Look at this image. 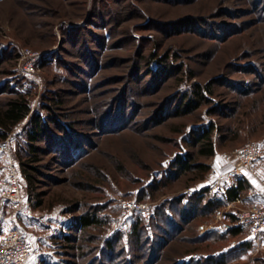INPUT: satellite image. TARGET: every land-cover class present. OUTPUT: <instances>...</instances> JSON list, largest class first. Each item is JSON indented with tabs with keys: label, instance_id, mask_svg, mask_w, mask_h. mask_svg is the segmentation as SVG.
<instances>
[{
	"label": "rangeland",
	"instance_id": "374dc122",
	"mask_svg": "<svg viewBox=\"0 0 264 264\" xmlns=\"http://www.w3.org/2000/svg\"><path fill=\"white\" fill-rule=\"evenodd\" d=\"M19 94L30 113L0 127V175L15 164L22 202L0 196V232L31 240L25 264H264V232H202L209 196L247 181L234 151L264 145V0H0V112ZM34 118L47 131L32 150ZM213 126L215 154L198 156ZM181 154L209 170L175 171ZM253 169L238 207L262 203L264 155Z\"/></svg>",
	"mask_w": 264,
	"mask_h": 264
},
{
	"label": "built area",
	"instance_id": "2783aa9c",
	"mask_svg": "<svg viewBox=\"0 0 264 264\" xmlns=\"http://www.w3.org/2000/svg\"><path fill=\"white\" fill-rule=\"evenodd\" d=\"M9 144L0 142V153H7ZM264 155V145L257 141L248 142L234 151V163L231 173L241 175L249 181L248 170L253 176H259L254 170V163ZM0 175V196L13 207H18L22 202V190L19 181L18 169L13 163L6 165ZM225 180V175L220 176ZM250 182V181H249ZM264 186V180H261ZM250 195L262 196L261 204L248 208L238 207L242 203L241 195L233 199H221L222 206L217 208V220L213 224L203 226L202 232H216L230 234L234 229H246L252 237H258L264 232V192L251 188ZM237 206V209H235ZM122 210L137 211L147 216L149 204L135 201H123ZM34 253V245L25 233L18 227H13L0 234V264H25Z\"/></svg>",
	"mask_w": 264,
	"mask_h": 264
},
{
	"label": "trees",
	"instance_id": "16d2710c",
	"mask_svg": "<svg viewBox=\"0 0 264 264\" xmlns=\"http://www.w3.org/2000/svg\"><path fill=\"white\" fill-rule=\"evenodd\" d=\"M197 96L199 98H203V94L198 89ZM190 97V96H188ZM191 99V98H189ZM196 102V101H195ZM199 103V102H198ZM192 104V100H189V103L185 105V110H177L176 116L185 115L187 112L186 110L190 107ZM189 108V109H190ZM182 109V108H179ZM188 109V110H189ZM189 112V111H188ZM30 113V107L28 106V103L26 102V99L24 97H20V94L14 98L9 99L6 104L3 112H0V127L7 128L10 127V125H14L18 122H20L22 119H24L28 114ZM35 121V127L27 132L28 142L30 144V148L32 150H35L36 147L34 143L40 139V137L45 133L47 130L45 126H42L41 123L37 119L34 118ZM214 130L213 127L207 128V130H204L200 136L198 137L197 142L199 143V149H198V156H213L215 154V145L214 140L212 138V132ZM7 133V132H6ZM3 138H6V134H3ZM173 169L175 171H178L179 173H187L190 171H200L202 172V176L209 170V165L204 163H193L190 160H188L187 155H182L177 158V161L175 165H173ZM162 183V182H161ZM165 185V184H164ZM248 188V182L244 179H237L236 183L228 187L223 195H225L228 199H233L236 196L241 195L242 192H244ZM208 189L202 191V192H195V194L192 195V199L194 204H192V208L188 207L187 205H183L181 208L183 217H186L187 215H191L192 212H194L197 208L200 209L199 206L203 203L204 195L208 193ZM221 198V197H219ZM219 198H213L212 196H209L207 202H204L203 209L208 208V210H211L212 212L216 211L217 208H219L222 205V201ZM199 205V206H198ZM203 205V204H202ZM163 214H166L165 212H162ZM193 215V214H192ZM192 217H195L193 215ZM188 220V219H187ZM99 222V219L96 217V213H90L87 215H81L79 218V225L83 230H87L96 223ZM240 229H234L230 234L237 235L239 233ZM3 232V231H2ZM0 232V234L2 233ZM66 238L69 240L70 237L66 236ZM29 239V238H28ZM30 240V239H29ZM31 241V240H30ZM111 247L114 246L113 241L108 242ZM35 251V250H34ZM34 254V253H33ZM32 254V255H33Z\"/></svg>",
	"mask_w": 264,
	"mask_h": 264
},
{
	"label": "crops",
	"instance_id": "0c3cea01",
	"mask_svg": "<svg viewBox=\"0 0 264 264\" xmlns=\"http://www.w3.org/2000/svg\"><path fill=\"white\" fill-rule=\"evenodd\" d=\"M258 160H259V159H258ZM258 160H257V161H258ZM257 161H256V162H257ZM236 181H237V180H235V182H233L232 184H230L228 187L233 186V185L236 183ZM228 187H227V188H228ZM219 197H221V198H219ZM215 198H219V199L221 200V199H224V198H226V197H225V195L221 194V196H218V197H215Z\"/></svg>",
	"mask_w": 264,
	"mask_h": 264
}]
</instances>
